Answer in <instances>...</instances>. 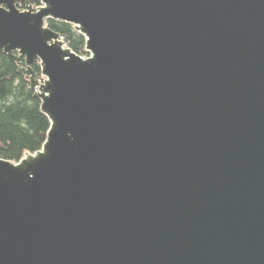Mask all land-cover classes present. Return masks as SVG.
I'll return each mask as SVG.
<instances>
[{
	"label": "water",
	"instance_id": "obj_1",
	"mask_svg": "<svg viewBox=\"0 0 264 264\" xmlns=\"http://www.w3.org/2000/svg\"><path fill=\"white\" fill-rule=\"evenodd\" d=\"M39 2L0 0L50 121L0 158V264H264V0Z\"/></svg>",
	"mask_w": 264,
	"mask_h": 264
},
{
	"label": "trees",
	"instance_id": "obj_2",
	"mask_svg": "<svg viewBox=\"0 0 264 264\" xmlns=\"http://www.w3.org/2000/svg\"><path fill=\"white\" fill-rule=\"evenodd\" d=\"M28 1L34 8L40 6L39 0ZM46 26L57 33L73 53L89 56L83 54L85 38L74 26L54 20L46 21ZM23 66L22 58L12 62L6 54L0 53V158L13 163L41 151L50 128L40 100L30 90L29 77L18 74ZM32 70L35 78L40 76L38 62H34Z\"/></svg>",
	"mask_w": 264,
	"mask_h": 264
},
{
	"label": "rangeland",
	"instance_id": "obj_3",
	"mask_svg": "<svg viewBox=\"0 0 264 264\" xmlns=\"http://www.w3.org/2000/svg\"><path fill=\"white\" fill-rule=\"evenodd\" d=\"M84 58H87L85 56H83ZM89 57V56H88ZM38 82V84H43V81H44V78L41 76V73H40V76H38L37 78H35Z\"/></svg>",
	"mask_w": 264,
	"mask_h": 264
}]
</instances>
